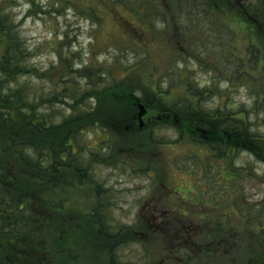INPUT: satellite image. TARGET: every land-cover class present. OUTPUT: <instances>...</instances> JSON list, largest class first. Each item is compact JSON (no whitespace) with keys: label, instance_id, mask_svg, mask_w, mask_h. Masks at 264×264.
<instances>
[{"label":"rangeland","instance_id":"rangeland-1","mask_svg":"<svg viewBox=\"0 0 264 264\" xmlns=\"http://www.w3.org/2000/svg\"><path fill=\"white\" fill-rule=\"evenodd\" d=\"M141 1L145 0H0V5L11 3L17 27L35 51L31 62L51 80H39L41 88L51 92V82L62 83L61 80L80 83L69 71L101 66V73H105L101 81L87 78L92 84H100L95 86L100 91L96 94L91 86L87 88L88 100L94 103V108L99 107L96 117L113 124L109 122L125 116L128 106L131 111L140 110L128 95L133 94L131 98H139L147 106L148 116L160 115L151 109V105L171 108L180 103L187 94L184 83L157 94L150 91L148 85L165 84L167 71L170 74L181 69V56H199L202 48L194 52L191 45L204 43L209 38L212 43L209 52L213 54L217 43L225 40L223 30L212 28L227 22L221 15L224 11L219 13L222 9H216L217 15L214 11L208 12L201 5L207 4V0L205 3L204 0H149L155 3L149 13L145 11L149 2ZM247 1L255 5L260 0H239L237 5L250 10ZM226 6L230 7V3L229 6L224 3L222 7L225 9ZM180 21L183 22L178 24ZM239 21L235 18V24L232 23L237 34L231 42L241 52L251 39ZM207 26L208 34L203 29ZM66 54L69 56L65 63ZM219 70L224 69L220 67ZM200 75L208 78L206 71L199 70L196 74L199 81L205 80ZM221 81L219 90L227 95L226 98L209 95L204 102L214 105L222 100V104L240 103L252 111V94L244 89L230 91L228 82ZM28 84L36 91L30 82ZM126 89L132 94L123 96L121 91ZM50 98L44 99L37 108H51L46 103ZM74 101L72 98L66 105L58 106L57 112L69 113L73 105L80 104L78 99L75 104ZM193 114L199 115L196 111ZM253 117L250 115V121H255ZM258 122L255 127L262 132L264 122ZM173 128L157 121L144 130L115 129L120 141L108 152L107 159L99 162L94 159V152L88 148L83 151L79 146L85 141L84 136H80L81 143L74 148L67 146L69 152L79 148L80 152L75 156L87 162L94 159L98 165L92 183L85 186L76 182L78 186H75L69 181L71 185L64 194H55L57 201L64 198L63 217L70 225L77 221L72 258L65 264H187L180 257L190 251L188 247L167 242L168 235L162 233L168 218L169 231L177 230L180 236L184 225L199 232L192 234L199 241L206 238L207 242L210 235L217 243L218 256L210 254L217 264H251V258L256 259L264 253V246L255 241L254 228L247 216L257 218V214L264 211V162L255 161L244 150L232 152V168L246 173L244 176L241 173L236 181L232 176L231 180L230 172L227 174L222 168L218 172L212 167L216 164H203L213 152L208 146L193 142L188 134L179 136ZM93 135L91 139V133L86 134L89 147L98 146L96 133ZM103 135L107 137L105 133ZM84 167L89 168L88 163ZM73 174L77 181L79 174L76 171ZM196 180L202 184L193 187ZM99 194L104 202L102 205L96 202ZM197 195L199 202L195 199ZM193 201L195 205L190 208L188 204ZM211 201L213 205H210ZM236 205L241 209H236ZM101 206L108 208L107 216L112 217L117 229H123L119 237L113 236L114 229L109 227L110 236L107 237L110 238L107 239L103 235L104 229L102 234L87 218ZM49 235L46 236L50 239ZM250 242L254 243L252 253H249ZM180 247L177 252L176 248ZM107 248L111 251L107 252ZM191 252L196 254L195 250ZM63 256L66 258L65 254ZM57 264L63 263L58 261Z\"/></svg>","mask_w":264,"mask_h":264},{"label":"trees","instance_id":"trees-1","mask_svg":"<svg viewBox=\"0 0 264 264\" xmlns=\"http://www.w3.org/2000/svg\"><path fill=\"white\" fill-rule=\"evenodd\" d=\"M148 2L150 5H147V13L152 11L155 4ZM238 2L239 0H207V4L202 7L208 12L214 11L217 15L216 9H222L219 13L224 11L221 15L226 17L227 26L218 24L212 28L217 27L220 32L223 30L225 40L217 43L213 54L209 52L212 48L209 38L204 43L191 45V51L194 52L197 48H202L199 56H181V69L173 70L170 74L167 71L165 84L161 82L148 85L150 91L157 94L164 92L163 86L169 89L177 83L185 84L187 94L180 103L171 108L156 105V110L163 112L164 118L173 117L181 122L178 133L188 134L193 142L208 146L213 152L203 162L216 164V167H212L217 168L218 172L221 168L227 174L230 172V179L234 176L235 181L242 171L232 168V152L244 150L255 161L264 162V130L261 132L255 127L259 125L258 121L264 122V0L255 5L247 1L250 10L242 9L237 5ZM224 3L228 6L230 3V7L226 6L224 9ZM12 8L11 3L9 6L0 5V264H57L58 261L65 264L67 259L72 258V241L77 221L73 220L70 225V221L63 217L64 198L57 201L55 194H64L71 185L69 181L75 186H86L93 182L92 175L96 173L97 161L106 160L108 152L120 141V135L115 129L130 128L135 112L129 110L128 106L125 116L109 122L114 126L96 117L99 107L94 108V103L88 100L87 88L91 86L96 94L100 91L95 86L100 84H92L87 78L101 81L102 74H105L101 73V66H86L87 72L84 66L79 70L82 72L80 74L78 70L69 71L80 83L71 84L61 80L62 83L51 82V92L41 88L39 80H51L46 73H40L35 63L31 62L35 51L17 27ZM147 18L150 20L148 15ZM235 18L240 19V27L245 29L248 39H251L248 40L246 49L241 52L231 42L237 34L232 28ZM203 29L206 34L210 31L208 26ZM68 56L66 54L63 58L65 63L68 62ZM220 67L224 70L220 71ZM199 70L206 71L208 78L200 75L205 80L199 81L196 77ZM221 80L228 82L227 88L230 91L244 89L252 94V111L240 103L222 104V100L214 105L204 102L209 95L226 98L227 95L219 90ZM121 93L125 94L123 96L132 94L127 89ZM47 97H51L46 100L51 108L38 109L37 106ZM131 97L132 95H128L130 100ZM72 98L75 100L74 104L77 99L80 104L73 105L69 113H58V106L66 105ZM194 111L199 115L195 116ZM250 115L255 116V121H250ZM92 127L98 128L97 133L100 136L103 133L107 135L102 136V140L106 139V153L95 151L93 155L97 161L93 159L87 162L86 159L75 156L80 152L79 148L69 152L67 146L77 145L83 130ZM79 146L86 151L85 143ZM86 163L88 167L91 166L85 168ZM75 171L79 174L77 181L76 178L74 180ZM98 196L101 197L100 194ZM102 203L103 200L100 201L101 205ZM192 204L195 205L189 203L188 206L191 208ZM236 209L241 208L236 205ZM96 210L98 212L87 216L94 227L99 232L104 229L105 233H101L107 237L110 236L109 227L114 226L113 236L119 237L123 229H117V224L114 225L111 217L107 216L108 208L101 206ZM50 213L52 216L49 217ZM249 213L250 211L247 212ZM247 216L254 228L255 241L264 246V211L261 215L257 214V218L251 216L249 219L250 215ZM164 227L162 233L168 235L167 226ZM182 231L176 245L181 243L180 245L187 246L190 251L180 259L187 264H217L210 255L218 256L217 243L210 239V235L206 242V238L200 241L198 237L193 238L192 234L199 232L188 225H184ZM99 232L97 234L102 235ZM253 244L250 242L248 245L249 253L254 252ZM194 250L196 254L191 252ZM114 259L116 263L117 260L115 257ZM250 260L251 264H264V253Z\"/></svg>","mask_w":264,"mask_h":264},{"label":"water","instance_id":"water-1","mask_svg":"<svg viewBox=\"0 0 264 264\" xmlns=\"http://www.w3.org/2000/svg\"><path fill=\"white\" fill-rule=\"evenodd\" d=\"M141 107L143 109V106H141ZM144 113H145V109L140 112L139 117H141L142 115H144Z\"/></svg>","mask_w":264,"mask_h":264}]
</instances>
